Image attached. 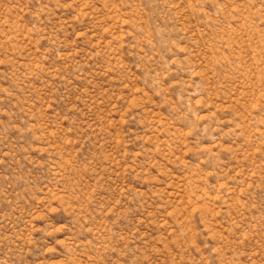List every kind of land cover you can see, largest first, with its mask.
I'll return each mask as SVG.
<instances>
[{"label":"rangeland","instance_id":"obj_1","mask_svg":"<svg viewBox=\"0 0 264 264\" xmlns=\"http://www.w3.org/2000/svg\"><path fill=\"white\" fill-rule=\"evenodd\" d=\"M0 264H264V0H0Z\"/></svg>","mask_w":264,"mask_h":264}]
</instances>
